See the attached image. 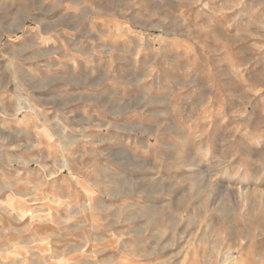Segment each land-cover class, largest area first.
Here are the masks:
<instances>
[{"label":"rangeland","instance_id":"rangeland-1","mask_svg":"<svg viewBox=\"0 0 264 264\" xmlns=\"http://www.w3.org/2000/svg\"><path fill=\"white\" fill-rule=\"evenodd\" d=\"M237 2L0 0V123L7 119V108L15 109L19 117L37 115L43 124L50 120L60 145L58 159L51 162L55 170L70 172L74 163L85 169L74 159L82 146L90 144H96V150L118 169L105 176L115 206L107 200L100 210H83L84 226L76 227L89 241L96 240L88 246L97 252L113 247L120 260L135 253L137 259H146L144 264L264 261V181L236 183L218 177L210 183L205 173L185 170L176 175L159 161L155 175L137 174V163L127 155L148 154L155 160V148L145 146L166 140L169 129L161 125H170L174 119L182 121L194 139L205 133V138L231 134L234 125L227 114L235 108L246 111L254 117L253 124L260 126L264 83L257 76L264 70V51H258L252 63L239 55L260 42L238 35L247 18L237 19V12L250 10L260 0H245L241 9L233 10ZM57 32L68 40L54 48ZM102 55L103 76L119 78L120 94L138 96L117 108L123 132L83 131L67 125L62 117H48L21 75L22 66L33 71L43 66L58 73L54 61H60L59 57L63 63L79 66L81 62L86 67ZM158 96L170 104L160 107ZM138 106L165 114L159 123L149 115L138 120L125 116ZM3 133L0 130V138ZM122 146L127 152L119 151ZM147 192L163 194L138 195ZM64 232L68 237L75 235L74 230Z\"/></svg>","mask_w":264,"mask_h":264},{"label":"crops","instance_id":"crops-1","mask_svg":"<svg viewBox=\"0 0 264 264\" xmlns=\"http://www.w3.org/2000/svg\"><path fill=\"white\" fill-rule=\"evenodd\" d=\"M53 35L54 48L61 40H68L65 34L57 32ZM95 55L98 54L95 52ZM96 57L94 63L86 67L81 62L79 66L67 60L63 63L59 57L60 61H54V67L58 66L55 69L59 75L91 73V80L96 81L102 91L110 95L120 93L119 78L103 76V55ZM38 102L45 115L55 120L57 116L62 117L67 125L78 130H104L91 127L89 119L95 124H100L101 116L111 119L105 113L94 115V105L91 106L93 111H87L81 119L74 109L82 106L83 101L66 98L62 101L67 104L64 109ZM7 109V119L0 123V130L4 132L0 138V264H144L146 259H137L135 253L120 260L113 247L106 252H97L88 246L96 240L91 238L89 241L76 229L84 226L83 210H100L107 200L115 206L110 199L111 185H105V176L109 172L118 173L116 165L106 161L96 150V144H90L82 146L81 156L76 155L74 159L81 166L85 165V169H78L74 163V170L70 172L55 170L51 162L58 159L60 145L50 120L44 125L37 115L34 118L19 117L15 109ZM157 121L159 123L160 119ZM94 137L99 138L97 134ZM62 224L68 229H61ZM73 230L75 235L65 236L64 231L69 234Z\"/></svg>","mask_w":264,"mask_h":264},{"label":"clouds","instance_id":"clouds-1","mask_svg":"<svg viewBox=\"0 0 264 264\" xmlns=\"http://www.w3.org/2000/svg\"><path fill=\"white\" fill-rule=\"evenodd\" d=\"M44 2L47 3L49 0ZM244 3L245 0H238L232 9H241ZM262 10H264V0H260L258 5L254 3L250 10L237 12V19L240 16L247 18L243 32L238 35L243 36L245 40L255 38L260 42L250 44L240 51L239 55L246 63H252L258 51H264V11ZM21 75L41 103L64 109L67 108V104L62 101L66 98L83 101L82 106L74 109L81 119L87 111H93L91 106L94 105V115L100 116L101 113H105L111 119L101 116L100 124L92 123L90 119L88 123L91 127H102L105 131L109 129L117 133L125 131L117 122L119 119L117 108L119 105L138 100L135 94L129 96L127 93L114 92L110 95L102 91L96 81L91 80V73L59 75L52 71H45L43 66H38L37 71L22 66ZM257 79L264 83V70ZM156 103L160 107H165L170 104V101L164 96H158ZM164 114L161 111L147 112L144 107L138 106L132 112L125 113V116L138 120L144 115L159 118ZM227 118L229 123L234 125L230 130L231 134L217 136L214 133L210 138H205L207 136L205 133L204 136L194 139L185 131V125L180 120L174 119L170 125H161L169 129L166 133L167 139L158 141L156 145L145 146L155 148V160L148 154L136 156L127 153L129 160L137 163L134 172L155 175L158 171L157 161H159L167 166L170 173L176 175H183L185 170H195L197 175L205 173L210 177V183L218 177H223L225 180L233 179L236 183L264 181V115L260 117L259 127L253 124L254 117H250L240 108L229 112ZM149 126L154 127V125ZM157 135H159L158 131ZM119 151L127 152V149L122 146ZM125 167L127 168L128 165ZM159 179L161 183L164 182L163 178ZM140 194L155 196L163 193H138Z\"/></svg>","mask_w":264,"mask_h":264}]
</instances>
